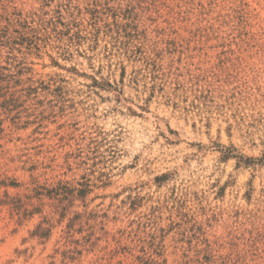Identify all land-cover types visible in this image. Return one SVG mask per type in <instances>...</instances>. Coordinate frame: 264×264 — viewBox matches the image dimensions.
<instances>
[{"label": "rangeland", "instance_id": "374dc122", "mask_svg": "<svg viewBox=\"0 0 264 264\" xmlns=\"http://www.w3.org/2000/svg\"><path fill=\"white\" fill-rule=\"evenodd\" d=\"M0 201V264H264V0H0Z\"/></svg>", "mask_w": 264, "mask_h": 264}, {"label": "trees", "instance_id": "16d2710c", "mask_svg": "<svg viewBox=\"0 0 264 264\" xmlns=\"http://www.w3.org/2000/svg\"><path fill=\"white\" fill-rule=\"evenodd\" d=\"M47 191V194L49 195H47V194H44L45 196H47V197H50L51 199H57L56 198V195H55V193H49L50 191H48V190H46ZM43 195V194H42ZM4 204H6V203H4V202H2V201H0V206H2V205H4ZM15 206H18V203H16V204H14L13 205V207H15ZM17 211H19L20 212V210H22L23 209V207L22 208H15ZM23 211V210H22ZM64 211V210H63ZM62 211V212H63ZM62 212H61V214H62ZM38 230H43V229H41V226H38L37 227V229H36V231H35V233L37 234L38 233ZM43 235V234H42Z\"/></svg>", "mask_w": 264, "mask_h": 264}]
</instances>
